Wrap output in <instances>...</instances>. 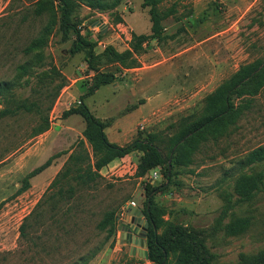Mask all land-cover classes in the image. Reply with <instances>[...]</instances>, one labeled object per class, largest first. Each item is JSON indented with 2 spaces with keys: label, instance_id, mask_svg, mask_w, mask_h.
I'll list each match as a JSON object with an SVG mask.
<instances>
[{
  "label": "rangeland",
  "instance_id": "rangeland-1",
  "mask_svg": "<svg viewBox=\"0 0 264 264\" xmlns=\"http://www.w3.org/2000/svg\"><path fill=\"white\" fill-rule=\"evenodd\" d=\"M33 1L0 0V82L8 84L0 110L20 101L38 107L0 116V264H151L128 255L127 246L120 245L118 223L112 235L109 225L98 226L106 212L119 214L127 201L141 204L144 199L134 196L144 179L134 176L139 152L119 166L110 162L92 183L63 197L58 208L45 200L68 155L81 148L77 142L83 139L89 150L82 135L84 119L63 113L82 100L105 128L114 127L118 145L147 133L166 140L182 118L202 113L204 97L239 66L264 57V0H158L165 15L162 31L143 42L138 65L117 71V64L105 58L94 62L98 71L112 72L115 79L82 99L94 71L87 67L86 50L75 48L71 29L55 25L42 49L23 53L50 18L33 17ZM98 20L103 32L95 25ZM71 21L94 42L95 54L106 46L122 51L132 34L151 32L148 9L140 0H74ZM23 63L30 64V72L18 68ZM52 68L65 79L53 101L47 88ZM46 123L45 130L35 132ZM160 145L165 150V142ZM260 145L264 85L227 133L200 144L193 162L175 170L166 192L153 196L155 212L188 230L199 254L211 256L208 264H249L247 259L264 253V158L241 163ZM52 156L47 167L28 179V188L17 192L24 177ZM253 171L263 173L262 187L251 201H237L235 178ZM239 217L249 218L246 228L227 233L225 224Z\"/></svg>",
  "mask_w": 264,
  "mask_h": 264
},
{
  "label": "trees",
  "instance_id": "trees-1",
  "mask_svg": "<svg viewBox=\"0 0 264 264\" xmlns=\"http://www.w3.org/2000/svg\"><path fill=\"white\" fill-rule=\"evenodd\" d=\"M141 6L148 9L150 25V34H132L128 42V47L122 51L116 50L112 46H106L101 53L95 54L94 42L84 38L76 24L71 21L74 0H34L32 2L33 17H41L44 14L49 15L48 21L41 27L39 33L33 37L22 49L25 55L34 53L43 48L47 42V36L55 25H58L64 31L72 30L76 36L77 50H86L85 61L87 67L94 71L92 85L81 95V99L93 93L101 85L108 84L115 79L112 72L98 71L93 63L104 58L117 64V71L124 68H133L138 65V53L142 44L149 38L159 37L162 31L161 20L164 14L159 10L158 0H140ZM26 17H24L25 19ZM39 58L41 54H38ZM18 68L28 73L30 64L23 63ZM50 80L58 82L47 88L48 94L53 99L59 90L65 85V79L59 75L54 68L50 69ZM264 85V57L257 58L249 63L239 66L227 79L222 81L213 91L204 97L203 111L196 117L190 114L179 121L175 130L164 140L157 133H147L144 136H138L124 145H118L108 140L104 128L105 124L101 122L89 110L84 101L79 105L70 107L63 113V117L71 114H79L85 122L82 135L89 145V150L84 147V140L80 139L77 144L81 147L77 151H72L61 169L50 182V190L45 200L51 202V206L58 208L59 202L63 197H72L83 185H89L100 175V170L116 159L122 162L126 156L134 151L139 152V160L135 165L134 176L143 179V197L141 208L145 213L149 226L146 232V246L148 251V261L151 264H208L211 256H201L195 246L194 239L190 232L184 228L173 225L170 221L164 220L160 212L154 210L153 196L157 193H165L171 184L172 176L175 170L180 166H187L193 162V155L198 150L200 144L213 139L216 140L227 133V128L236 122L238 116L244 109L249 108L251 96L255 95ZM8 91V84L0 82V96H4ZM240 99L238 102L235 99ZM33 108L38 110L35 103L26 104L25 101L15 102L12 107H4L0 110V116L6 114H15L20 110L31 111ZM47 128L36 129V133L42 132ZM165 142V150L160 143ZM57 156V155H56ZM48 158L42 165L34 168L23 179L21 187L17 192L26 190L29 186L28 179L39 173L47 167L52 158ZM264 158V145H260L249 151L242 158V164H251L261 161ZM161 177V182L151 183L149 173L156 170ZM263 185V173L253 171L241 173L233 183V191L237 195V201L248 202L254 198ZM55 205L57 207H55ZM120 213V212H119ZM114 210L105 213L104 218L98 224L104 228L109 225L108 233H115L117 217ZM151 220V222L149 221ZM248 217H239L230 220L225 224L227 233L234 234L242 232L248 225ZM155 229H154V227ZM161 228L158 233L157 229ZM174 260H170V255ZM264 253L258 256V259H247L249 264H259L262 262ZM246 264V263H245Z\"/></svg>",
  "mask_w": 264,
  "mask_h": 264
},
{
  "label": "water",
  "instance_id": "water-1",
  "mask_svg": "<svg viewBox=\"0 0 264 264\" xmlns=\"http://www.w3.org/2000/svg\"><path fill=\"white\" fill-rule=\"evenodd\" d=\"M96 26L101 27L100 32L105 30V26L102 20L95 22ZM154 180L151 179V182ZM139 207H126L124 214L117 217L120 221L118 229L121 231L120 243L126 242L128 244V255L138 256L143 259H148V251L146 246V232L149 226V222L146 220L145 213ZM151 222V220H149ZM154 227V226H153ZM155 229V227H154Z\"/></svg>",
  "mask_w": 264,
  "mask_h": 264
},
{
  "label": "crops",
  "instance_id": "crops-1",
  "mask_svg": "<svg viewBox=\"0 0 264 264\" xmlns=\"http://www.w3.org/2000/svg\"><path fill=\"white\" fill-rule=\"evenodd\" d=\"M105 134H106L107 138H108L110 141H112V142H116V140L119 138V136L117 135V132L114 131V127H112V125H111V126H108V127L105 128ZM129 156H130V154H128V155L126 156V158H128ZM126 158H125V159H126ZM112 162H113V164H114V166H115L116 164H118L119 162H122V161H121L120 159H116V160H113ZM118 166H119V164H118ZM121 166L123 167V166H125V165L123 164V165H121ZM119 170H120V167H119ZM155 171L158 172L157 169H156ZM151 173H152V172H151ZM149 177H150V175H149ZM157 178H158V180L161 179L160 176H158ZM134 196H135L138 200L143 196V186H139V187H138V189L134 192ZM128 204H129V201L126 202V204L124 205V207H123L122 210L120 211L119 216H121V214H124V211H123L124 208H126V207H132V206H129ZM135 207H139L140 209H142V208H141V205H140V203H139L138 201H135ZM122 212H123V213H122ZM117 223H118V226H119V225H120V221L117 220ZM118 234L121 235V231H120V230L118 231ZM119 241H120V239H119ZM120 245H121V246H127V248H128V244H127L126 242L120 243ZM135 257H136V256H135Z\"/></svg>",
  "mask_w": 264,
  "mask_h": 264
},
{
  "label": "built area",
  "instance_id": "built-area-1",
  "mask_svg": "<svg viewBox=\"0 0 264 264\" xmlns=\"http://www.w3.org/2000/svg\"><path fill=\"white\" fill-rule=\"evenodd\" d=\"M159 176L158 172H156L155 170L152 171V177H150V179H156ZM129 206L135 207V201L134 200H130L129 201ZM126 208L123 209V211L125 212ZM123 213V212H122ZM122 215V214H121Z\"/></svg>",
  "mask_w": 264,
  "mask_h": 264
},
{
  "label": "clouds",
  "instance_id": "clouds-1",
  "mask_svg": "<svg viewBox=\"0 0 264 264\" xmlns=\"http://www.w3.org/2000/svg\"><path fill=\"white\" fill-rule=\"evenodd\" d=\"M154 180V179H153Z\"/></svg>",
  "mask_w": 264,
  "mask_h": 264
}]
</instances>
